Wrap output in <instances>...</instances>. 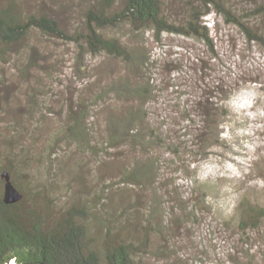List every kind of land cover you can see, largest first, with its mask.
I'll use <instances>...</instances> for the list:
<instances>
[{"label":"rangeland","instance_id":"obj_1","mask_svg":"<svg viewBox=\"0 0 264 264\" xmlns=\"http://www.w3.org/2000/svg\"><path fill=\"white\" fill-rule=\"evenodd\" d=\"M34 1L47 3L45 10L73 30L82 25L91 0ZM222 1L239 14L264 5V0ZM200 3L163 0V10L180 23L188 18L190 5ZM202 19L214 48L199 37L165 33L159 40L150 29L134 33L127 25L109 30L122 35L141 57L136 67L40 31L12 48H0V179L15 154L31 148V157L14 164L15 177L27 190L51 177L60 197L70 202L82 196L100 246L107 237L106 216L112 217L109 225L117 224L116 238H147V249L137 256L140 264H264V224L259 233L243 236L237 213L244 196L264 206V118L250 121L217 105L244 83L259 85L264 94V41L249 40L214 5ZM246 19L264 33V15ZM115 81L134 82L143 88V97L117 92ZM81 102L89 111L85 120L93 141L85 151L66 136L72 124L68 109ZM132 106L146 118L147 141L106 149L107 116L124 115ZM258 106L264 108V95ZM208 115L216 127L204 126ZM225 122H234L231 131L240 151L219 138L223 129L218 126ZM236 128H250V133L237 136ZM55 133L57 142L50 149L55 147L57 155L51 157L47 146ZM245 142L255 143V152ZM209 156L221 172L201 182L191 166ZM147 158L154 162L151 176L136 181L126 176ZM228 162L235 171L230 177L223 172ZM178 174L190 180L178 185Z\"/></svg>","mask_w":264,"mask_h":264},{"label":"trees","instance_id":"obj_2","mask_svg":"<svg viewBox=\"0 0 264 264\" xmlns=\"http://www.w3.org/2000/svg\"><path fill=\"white\" fill-rule=\"evenodd\" d=\"M199 1L200 5H190L188 18L178 23L171 21L164 13L163 0H91L84 10L82 25L68 30L61 24L57 15L45 10L47 3H36L34 0H0V48H12L25 41L32 31H40L50 37L86 47L92 53H104L110 57L124 59L136 67L142 62L141 57L137 56L135 49L130 47L122 35L111 34L109 30L127 25L134 33L150 29L159 40L165 33L199 37L214 48L210 28L202 19L212 12L213 5L224 15L227 22L242 28L249 40L264 41V33L246 19L250 14L264 15V5L255 7L253 13L239 14L222 0ZM132 83L115 81L113 87L117 92L135 94L141 99L143 88ZM218 104L220 105L219 102ZM31 107L30 113L34 109ZM68 110L72 124L69 125L66 136L76 141L80 149L85 151L93 142L90 135L91 126L85 120L89 111L84 102ZM141 112L132 106L124 115L113 112L107 116L104 141L106 149L116 148L130 140L143 146L148 134L146 118L139 116ZM213 120L214 118L208 115L204 126L210 122V127H216ZM31 138H34V135ZM56 142L55 133L47 146V154L51 157L57 155L55 147L50 149ZM93 147L98 149V144ZM22 150L18 151L19 155L15 154L12 166H5L3 171L10 172L12 181L24 195L23 199L14 204L5 203L4 181L0 179L3 184V190L0 191V264H10L14 257L15 264H140L137 256L142 249L148 247L146 237L142 241L116 238L114 232L117 224L112 227L109 225L112 217L104 216L102 221L105 227L107 226V237L101 241L100 246L90 231L89 208L82 196L79 195L77 201L70 202L60 197L59 186L51 177L41 187L34 182L36 187L29 189L30 191L25 185L23 187L14 175V164H23L31 157L32 149ZM23 167L28 169L27 166ZM153 172L154 162L148 159L132 166L126 176L136 181L151 176ZM237 213L238 226L243 236L249 232L262 231L263 205L249 196H244L237 205ZM262 241L264 248V238Z\"/></svg>","mask_w":264,"mask_h":264},{"label":"clouds","instance_id":"obj_3","mask_svg":"<svg viewBox=\"0 0 264 264\" xmlns=\"http://www.w3.org/2000/svg\"><path fill=\"white\" fill-rule=\"evenodd\" d=\"M259 85L244 83L233 89L230 94L220 101V106L226 108L230 113L235 114L237 117H247L250 121H256L258 117L264 118V108L258 105L261 96L264 95L258 91ZM259 125H257L258 127ZM223 131H220L219 138L229 144L233 151H240L239 145L235 144V137L232 134V129L235 127L234 122H225L218 126ZM250 133V128H236L235 134L237 136L247 135ZM244 147L249 152H255L257 145L255 143L245 142ZM195 171V179L204 182L210 176L217 177L221 172L220 167L214 157L209 156L201 160L198 164L191 166ZM223 172L226 176H233L235 174L234 168L231 163H225ZM181 178L176 181L179 184H186L190 179ZM10 264H15V257L11 260Z\"/></svg>","mask_w":264,"mask_h":264},{"label":"water","instance_id":"obj_4","mask_svg":"<svg viewBox=\"0 0 264 264\" xmlns=\"http://www.w3.org/2000/svg\"><path fill=\"white\" fill-rule=\"evenodd\" d=\"M1 178L4 181V196L3 200L7 204H14L23 199V193L12 181L11 174L8 170L1 173Z\"/></svg>","mask_w":264,"mask_h":264}]
</instances>
